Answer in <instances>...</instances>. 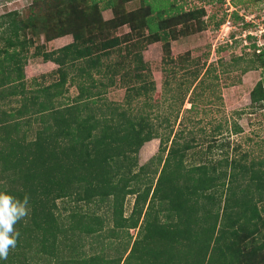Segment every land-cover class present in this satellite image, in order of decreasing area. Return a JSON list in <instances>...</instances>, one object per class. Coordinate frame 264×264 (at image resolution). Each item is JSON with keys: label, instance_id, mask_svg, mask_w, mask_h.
I'll return each mask as SVG.
<instances>
[{"label": "trees", "instance_id": "obj_1", "mask_svg": "<svg viewBox=\"0 0 264 264\" xmlns=\"http://www.w3.org/2000/svg\"><path fill=\"white\" fill-rule=\"evenodd\" d=\"M130 1L107 0L115 14L107 21L102 0H31L26 16H0V191L30 197L29 215L15 226L17 246L0 264H264V158L212 162L200 152L189 165L194 146L162 138L150 113L133 107L156 89L144 48L163 42L164 60L175 63L171 42L202 31L205 10L159 11L142 0L125 12ZM124 24L131 34L114 36ZM41 34L49 41L71 35L73 42L51 52L37 48L33 57L56 63L59 79L30 87L24 67ZM115 53L121 59L104 64ZM254 56L250 67L264 69V49ZM117 78L127 106H97ZM69 80L78 95L63 103ZM251 100L264 107V80ZM233 132L242 128L235 124ZM157 138L165 145L154 183L155 176L145 180L150 164L141 166L139 153ZM109 219L114 226L103 235ZM86 239L93 240L89 250ZM108 239L122 245L115 257L93 246Z\"/></svg>", "mask_w": 264, "mask_h": 264}, {"label": "rangeland", "instance_id": "obj_2", "mask_svg": "<svg viewBox=\"0 0 264 264\" xmlns=\"http://www.w3.org/2000/svg\"><path fill=\"white\" fill-rule=\"evenodd\" d=\"M30 3L31 0L0 2V16L14 10H23L26 16L24 8ZM151 3L159 11L166 9L169 12L177 8L185 11L203 8L206 13L203 18L205 28L171 42V57L175 63L164 60L163 42L152 43L144 48V60L150 68V80L155 82L156 89L147 97L134 99L133 107L143 108L150 113L162 138L170 136L173 140L178 137L181 142L189 141L194 146L189 165L199 160L200 152L212 162L229 158L249 164L252 160L264 158V107L253 105L251 100L252 90L259 81L264 80V69L250 67L253 66L251 61L255 60L254 54L264 49V0H151ZM82 4L86 5L85 11L91 14V3ZM106 5L107 0H102V16L105 21L112 20L115 14L106 9ZM142 5V0L125 2L124 10L134 11ZM235 14L239 19H236ZM157 16L155 12L153 17ZM111 32L114 36H125L131 34L132 30L129 24H124ZM31 37L33 35L29 34L27 38ZM249 37L254 38L251 40ZM72 42L71 35L52 41L47 40L45 34L34 38L24 67L27 86L49 85L59 79V66L56 63L33 57L38 47L43 46L45 51L51 52ZM253 44L260 50L255 51ZM3 45V42L0 43V47ZM120 59L119 54L115 53L103 62L115 64ZM104 81L107 82V78ZM66 86L68 91L59 100L72 103L78 95V89L71 80ZM127 94L126 87L117 78V84L108 88L104 99L97 106H127ZM235 124L242 128V132H233ZM164 145L157 138L141 148L140 165L150 164L144 173L145 180L151 181L156 169L161 170L163 164L159 166L158 160L163 154L160 147ZM209 146H213L211 151L208 150ZM138 171V168L135 169V172ZM157 178L158 175L154 183ZM134 202V196L128 197L126 215L131 214ZM99 213L108 216L103 208ZM106 224L103 235L114 226L110 219ZM131 234L136 238L138 229L131 230ZM92 242L86 239L85 248L89 250ZM93 246L99 251L104 250L110 257L117 256V248L122 249L120 242L114 239L100 240V244Z\"/></svg>", "mask_w": 264, "mask_h": 264}, {"label": "clouds", "instance_id": "obj_3", "mask_svg": "<svg viewBox=\"0 0 264 264\" xmlns=\"http://www.w3.org/2000/svg\"><path fill=\"white\" fill-rule=\"evenodd\" d=\"M30 197H17L0 191V260L8 259L10 250L17 246L19 232L15 226L24 220L30 211Z\"/></svg>", "mask_w": 264, "mask_h": 264}, {"label": "water", "instance_id": "obj_4", "mask_svg": "<svg viewBox=\"0 0 264 264\" xmlns=\"http://www.w3.org/2000/svg\"><path fill=\"white\" fill-rule=\"evenodd\" d=\"M7 1V0H0V2Z\"/></svg>", "mask_w": 264, "mask_h": 264}, {"label": "crops", "instance_id": "obj_5", "mask_svg": "<svg viewBox=\"0 0 264 264\" xmlns=\"http://www.w3.org/2000/svg\"><path fill=\"white\" fill-rule=\"evenodd\" d=\"M48 63L50 62V61H47Z\"/></svg>", "mask_w": 264, "mask_h": 264}]
</instances>
